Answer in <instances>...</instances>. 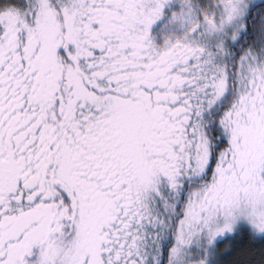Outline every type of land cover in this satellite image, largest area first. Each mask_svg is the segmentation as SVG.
<instances>
[{"label": "snow or ice", "instance_id": "1", "mask_svg": "<svg viewBox=\"0 0 264 264\" xmlns=\"http://www.w3.org/2000/svg\"><path fill=\"white\" fill-rule=\"evenodd\" d=\"M0 264H264V0H0Z\"/></svg>", "mask_w": 264, "mask_h": 264}]
</instances>
